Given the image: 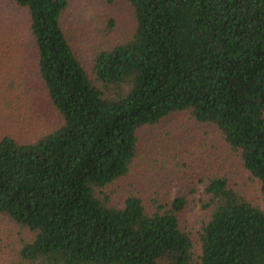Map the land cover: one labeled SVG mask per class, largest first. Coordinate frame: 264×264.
Here are the masks:
<instances>
[{
	"label": "trees",
	"instance_id": "obj_1",
	"mask_svg": "<svg viewBox=\"0 0 264 264\" xmlns=\"http://www.w3.org/2000/svg\"><path fill=\"white\" fill-rule=\"evenodd\" d=\"M126 1L131 29L90 56L64 25L69 0L3 1L0 57L28 68L11 96L45 129L0 135V244L11 264H264V206L237 181L264 198V0ZM180 113L201 137L163 162L204 168L171 196V176L145 185L134 167L140 130Z\"/></svg>",
	"mask_w": 264,
	"mask_h": 264
},
{
	"label": "rangeland",
	"instance_id": "obj_2",
	"mask_svg": "<svg viewBox=\"0 0 264 264\" xmlns=\"http://www.w3.org/2000/svg\"><path fill=\"white\" fill-rule=\"evenodd\" d=\"M0 0V14L15 15L10 5ZM68 8L63 14L64 25L75 37L85 56H90L94 50L91 42L97 43L102 36L116 35L120 31L131 29L133 25L132 9L126 0H69ZM109 22H113L109 26ZM108 30V31H107ZM97 39L98 41H92ZM86 41H88L86 43ZM0 57V135L5 132L14 133L21 140H33L38 132L43 131L44 124L33 120L32 110L28 109L24 100H15L12 91L21 83V76L28 68L19 65L14 57ZM14 88V90H13ZM201 127L186 114H172L154 126H145L139 132V156L134 171L140 172L138 177L145 185L155 186L168 180L170 194L174 196L185 188L186 183H192L202 175L203 164L197 161L200 155L190 159L188 165L164 164L169 159L165 154L170 146L181 145L193 147L201 137ZM194 149V148H190ZM156 155L159 160L153 162ZM150 172L147 170L150 167ZM241 188L248 195L264 206V198L256 182L248 179V173L237 178ZM127 185V180L121 182ZM203 184L198 183L196 192L189 195L190 202L181 216V224L189 228H197L201 220L200 197ZM1 236H5L1 232ZM10 244H0V264H11Z\"/></svg>",
	"mask_w": 264,
	"mask_h": 264
}]
</instances>
